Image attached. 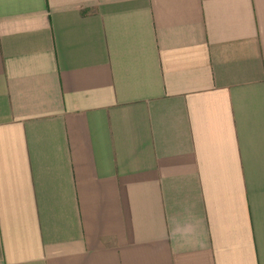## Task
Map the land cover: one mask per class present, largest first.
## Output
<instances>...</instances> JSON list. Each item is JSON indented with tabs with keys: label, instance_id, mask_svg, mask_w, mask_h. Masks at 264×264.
<instances>
[{
	"label": "crops",
	"instance_id": "1",
	"mask_svg": "<svg viewBox=\"0 0 264 264\" xmlns=\"http://www.w3.org/2000/svg\"><path fill=\"white\" fill-rule=\"evenodd\" d=\"M0 264H264V0H0Z\"/></svg>",
	"mask_w": 264,
	"mask_h": 264
}]
</instances>
